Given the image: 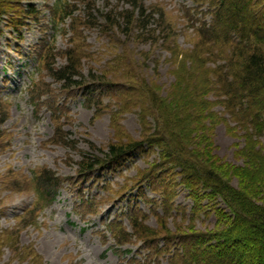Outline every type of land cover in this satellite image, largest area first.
I'll return each instance as SVG.
<instances>
[{
  "label": "rangeland",
  "instance_id": "obj_1",
  "mask_svg": "<svg viewBox=\"0 0 264 264\" xmlns=\"http://www.w3.org/2000/svg\"><path fill=\"white\" fill-rule=\"evenodd\" d=\"M53 2L33 0L37 19L26 23L21 41L6 31L0 36V264H171L160 252L149 256L156 242L159 250L165 248L164 239L145 243L133 237L130 216L159 236L210 231L213 216L188 217L193 202L176 189L178 170L160 149L145 147L115 166L104 158L110 145L140 142L153 132L154 120H160L146 109L154 96H171L180 104L188 96L214 101L201 92L210 85L200 82L203 70L196 60L223 65L232 44L212 43L194 31L211 20L207 0H142L164 19L163 27H149L156 31L154 44L115 30L100 33L87 25L95 20L77 12L57 32H40ZM86 2L102 26L107 25L98 17L101 11L131 9L127 0ZM69 60L78 65L81 86L65 90L50 74ZM102 81L107 85L101 103L87 101L86 92ZM221 108L213 107L214 154L239 164L234 153L242 141L234 123L220 119H227ZM261 140L264 144V136ZM91 156L104 164L84 169L82 160ZM52 180L58 182L54 193L42 196L38 182ZM115 233L126 241L118 243Z\"/></svg>",
  "mask_w": 264,
  "mask_h": 264
},
{
  "label": "trees",
  "instance_id": "obj_2",
  "mask_svg": "<svg viewBox=\"0 0 264 264\" xmlns=\"http://www.w3.org/2000/svg\"><path fill=\"white\" fill-rule=\"evenodd\" d=\"M53 1L48 10L50 21L42 25L44 28L41 26L40 32H57L67 19L75 21L73 15L76 12L84 20H95L94 23L87 20V25L97 28L100 33L114 34L115 30L119 35L144 44L157 41H153L156 31L149 29L153 23L158 28L164 26L162 14L146 9L142 0H127L131 9L123 12L101 11L98 17L107 26H102L96 21L97 17L89 13L93 8L87 0H70L81 5V9L74 8V4L71 8L68 0ZM32 2L0 0V36L6 31L16 41H21V31L27 28L26 23L37 19L38 10ZM263 4L264 0H207L206 15L211 20L209 23L204 20L194 31L212 43L232 44L231 54L223 65L206 58L196 60L203 70L200 82L204 80L210 85L202 88L201 92L211 93L215 100L196 102L188 96L180 104L171 96L170 99L154 96L153 107L146 112L157 116L161 123L154 120L153 132L140 142L108 147L104 159L113 166L122 159L130 161L145 147L147 150L160 149L164 161L178 170L176 189L187 192V197L193 202L188 217L203 214L214 218L213 228L207 232L159 236L155 231L140 227L137 218L130 216L133 237L145 243L155 242L157 237L164 239L165 248L159 250L156 242L149 256L160 252L170 257L171 264H264V144L261 140L264 136V9H260ZM157 31L160 33V29ZM49 40L48 37L45 41ZM203 61L212 64L214 69L205 67ZM77 67V63L69 60L59 69L53 68L50 77L62 83L65 90L73 86L79 88L81 75ZM102 84V87L86 92L87 101L92 100L97 105L101 103L105 97L103 87L107 85L103 81ZM218 105L222 107L220 114L227 118L219 116L220 119L232 121L242 141V146H237L234 153L239 164L214 154L212 131L217 113L213 107ZM82 161L84 169H92L105 162L93 156ZM38 186L44 196L53 194L58 182H38ZM160 196L168 197L165 192H160ZM55 197L56 194L52 201ZM183 217H186V212ZM114 236L118 243L126 241L122 234L115 233ZM168 245L174 250L172 253ZM145 247L147 251L151 249L149 244Z\"/></svg>",
  "mask_w": 264,
  "mask_h": 264
}]
</instances>
